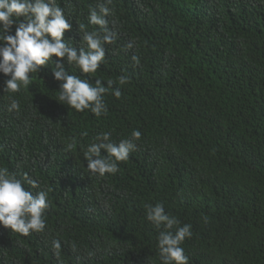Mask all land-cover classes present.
Listing matches in <instances>:
<instances>
[{"label": "trees", "instance_id": "obj_1", "mask_svg": "<svg viewBox=\"0 0 264 264\" xmlns=\"http://www.w3.org/2000/svg\"><path fill=\"white\" fill-rule=\"evenodd\" d=\"M105 3L56 0L72 24L70 47L88 50L84 31H100L90 12ZM108 6L115 43L104 45L96 73L53 57L14 93L0 72V170L34 195L47 192L50 203L42 233L0 223V264H164L147 219L157 203L192 226L181 245L189 264H264V0ZM56 62L93 84L116 81L121 97L104 95L106 114L77 112L59 100ZM120 76L129 82L120 85ZM136 130L137 148L117 173L89 172L85 155L98 136L111 133L118 144Z\"/></svg>", "mask_w": 264, "mask_h": 264}, {"label": "clouds", "instance_id": "obj_2", "mask_svg": "<svg viewBox=\"0 0 264 264\" xmlns=\"http://www.w3.org/2000/svg\"><path fill=\"white\" fill-rule=\"evenodd\" d=\"M112 0L99 6V11L92 9L90 23L99 26L98 31H84L83 40L88 50L77 51L65 42V33L71 31L72 24L65 17L63 9L56 5V0H0V24L3 35H0V72L10 77L4 91L19 92L21 85L28 87L31 74L47 68L53 57L59 61L67 60L69 65H76L84 74H94L106 57L105 44L115 43L116 33L109 26L107 17L111 13L109 4ZM23 17L10 34L17 18ZM85 26L80 25L84 30ZM103 33V35H101ZM129 43L127 48H132ZM136 64L139 58L133 56ZM54 78L60 81L59 100L66 102L77 112L90 110L96 116L106 114L107 107L104 95L113 89L116 81L109 80L107 87L101 80L95 84L88 79L69 74L62 62H56L53 69ZM129 82V77L120 76L119 84ZM114 95L120 98L119 88L113 89ZM19 110V102L12 101L11 110ZM142 133L136 130L132 137L118 144L111 140V133H102L96 139L98 143L89 146L85 159L87 168L93 175L115 174L119 171L118 162L127 161L132 151L136 150ZM75 145H70L74 148ZM107 155H102L101 150ZM27 175V174H26ZM33 187H39L36 181H29ZM50 208L48 194L40 191L33 194L26 190L23 182L11 176L7 169L0 170V223L12 232L29 236L33 232L42 233L46 229L45 213ZM147 219L159 230L158 245L164 264H189V258L181 247L186 238H191L192 226L180 225V221L165 211L162 203L149 206ZM207 220V218H205ZM175 229V231H173ZM55 255L59 257L61 243L53 242ZM75 249V245H73Z\"/></svg>", "mask_w": 264, "mask_h": 264}]
</instances>
